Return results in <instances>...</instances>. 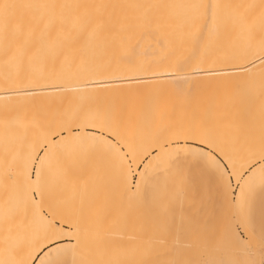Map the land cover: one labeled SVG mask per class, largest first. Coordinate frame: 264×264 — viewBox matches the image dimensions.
Instances as JSON below:
<instances>
[{"label":"snow or ice","instance_id":"1","mask_svg":"<svg viewBox=\"0 0 264 264\" xmlns=\"http://www.w3.org/2000/svg\"><path fill=\"white\" fill-rule=\"evenodd\" d=\"M256 7L0 0V264H264V118L257 128L190 102L158 121L138 105L139 90H88L96 78L156 75L157 51L182 26L171 10L193 9L195 51L177 71L240 62V85L259 78L264 95V0ZM145 38H154L148 49ZM177 186L193 193L179 222ZM105 226H139L146 258H99ZM234 241L244 258H198Z\"/></svg>","mask_w":264,"mask_h":264},{"label":"bare ground","instance_id":"2","mask_svg":"<svg viewBox=\"0 0 264 264\" xmlns=\"http://www.w3.org/2000/svg\"><path fill=\"white\" fill-rule=\"evenodd\" d=\"M8 2H20V0H8ZM97 2L121 3V2H132V0H97ZM166 2L174 3V4H192V3H199L201 2V0H166ZM205 2H215V0H205ZM220 2L226 4L256 5L257 7L254 9V11L257 14L260 11L259 6L261 4V0H220ZM171 11L175 16L179 18V23L182 26L175 28L174 30H171V35L169 37L171 40L170 47L165 50L157 51V55L162 57V60L160 64L155 68L156 75H147L142 77H128L125 74L124 76L118 77L114 80H106L107 82L109 81L108 83L109 86L106 84L107 82L105 83L107 86L104 85L103 82H105V80L101 81V78H96V80L89 83L88 90H95L100 93H105L115 90H120V91L139 90L140 94L146 96L145 99L143 98L144 96H141V98H143L144 101L143 100L140 101L143 103L145 101H147L145 103H148L147 98H149L148 97L149 94H151L150 96H152L153 93L155 94L157 92L161 93V91L165 90V94H162L163 96L165 95L164 97L165 102H163L165 106H163L164 105L163 103H162L163 105H161V102H159L160 105L156 104L157 106H155L154 104L155 107H151V108L149 106H147L148 108H145L144 105L143 108L141 106L142 104L140 105L144 111V114L149 118H151L152 112L154 110L158 121L161 115H166L168 113L173 112L174 110H180L181 108L187 106L190 102L197 103L202 112H207L214 117H220L225 120L234 121L236 123H238L237 119H240V117H238L239 114L243 115L246 109H248L247 108L248 105L249 107L250 106L256 107L257 104L259 106L257 107L260 108L259 110L262 111L261 106H264V95L261 94L259 78L256 79L255 83L252 86L242 87L240 85V81L245 78L246 73L244 71V66L240 62L217 63L214 65L204 64L201 65L195 71L193 70L177 71L175 67V62L177 60L182 61L186 58L191 57L195 51L193 46L192 36L195 33L196 29L192 23V17L194 15L193 9H174ZM153 43H154V38H145L143 41L144 47L146 49H148L150 45H152ZM220 55L223 56L225 54L221 53ZM3 60H4L3 49L2 47H0V64L3 63ZM192 67L195 68V62H193ZM253 71H257V70L253 69ZM5 88L6 85L3 81L2 76H0V105H3L4 103L8 102L6 99ZM188 93H191L192 95ZM75 94H79V93H75ZM178 94L180 95L186 94V96L188 94L189 97L193 96L194 94L195 96L191 97L192 101L189 99L188 96L187 99H189L190 101L184 99L185 95L182 96L181 98L179 97L178 99H174L171 97L172 95L174 97L175 96L178 97ZM158 95L160 96V94ZM154 96L153 98L158 97L156 98V100L159 99V96L156 97ZM141 98H138V100ZM150 98H149V102L151 103L152 101H150L151 100ZM26 99H27L26 97L13 96L11 98V102L13 103L24 102ZM156 100L154 102L158 103L156 102ZM170 100L171 103L172 101H176L178 102V104L175 103L176 105L174 106L173 105L174 103L171 104ZM185 100L189 102H187V104L181 105V103L185 102ZM157 101H161V100H157ZM255 107L252 108V110L255 109ZM252 110L250 109L251 114L252 112L254 114L255 110L253 111ZM235 112L238 113L237 119L235 117L237 113L235 114ZM247 113L250 112H246V115ZM251 114L249 116L247 115L248 123L249 121L252 122L255 121L251 119L250 117ZM246 120L244 122H240V121L239 122L242 124L245 123ZM257 121H255L254 123L256 124ZM176 217L177 215L175 216V218ZM179 220L180 217L178 221ZM131 238L137 240L138 235L137 234L133 235L131 236ZM183 243L184 245L187 244L186 246H188V244L189 245L192 244L191 242L189 243L188 240L186 241V243L184 240ZM223 248L226 250L225 246L221 247V249L224 251ZM218 251L216 252L218 253ZM236 251L239 257L244 255L242 251V245H240L238 242L236 243V248L234 250V253ZM230 252L233 253V251Z\"/></svg>","mask_w":264,"mask_h":264},{"label":"rangeland","instance_id":"3","mask_svg":"<svg viewBox=\"0 0 264 264\" xmlns=\"http://www.w3.org/2000/svg\"><path fill=\"white\" fill-rule=\"evenodd\" d=\"M101 81H104V80H102L101 79ZM107 81L105 80V82H103L104 83V85H108L109 86V81L106 83ZM106 83V84H105ZM106 85V86H107ZM163 92V93H162ZM158 94H160V96L158 95ZM162 94H165V90L164 91H161V93L160 92H157L156 94L155 93H153V95L152 96H150L151 94H149L148 95V97L150 98V97H152V98H150L151 100L150 101H152L151 103L149 102V98H147L148 99V103H145V102H147V101H145L144 103L143 102H141L142 100H143V98L145 99V95H143V94H140V96H139V98H141V96H144L143 98H141V99H139L138 101H139V103H138V105L140 106L141 104V106L143 107V105H144V107L145 108H148L147 106H149L150 108L151 107H155V106H157V105H160L159 104V102H161V105H163L164 103L163 102H165V100H164V97H165V95L163 96ZM188 94H191V93H188ZM187 94V96L189 97V95ZM155 95V96H154ZM175 95H177V94H175ZM180 94H178V97L177 96H171L172 98H174V99H178L179 97L181 98L182 96H184L185 95V98L184 99H187V96H186V94H182V95H180ZM192 95V94H191ZM153 96L154 97H156V96H159V99H157V100H161V101H157L156 100V98H158V97H156V98H153ZM193 96H195L194 94H193ZM193 96H190L189 97V99L191 100L192 98L191 97H193ZM169 97V96H168ZM161 98V99H160ZM153 99V100H152ZM164 101H163V100ZM189 99H187V100H189ZM141 100V101H140ZM156 100V102H158V103H155L154 101ZM189 100V101H190ZM144 101V100H143ZM182 101H184V100H182ZM189 101H186L185 100V102H183V103H181V105L182 104H187V102H189ZM192 101V100H191ZM250 102V101H249ZM163 103V104H162ZM170 103H171V100H170ZM174 103V104H173ZM175 103H177L178 104V102H176V101H172V103L171 104H173L174 106L176 105ZM149 104V105H148ZM150 104H151V106H150ZM153 104V105H152ZM154 104H155V106H154ZM157 104V105H156ZM248 104H251V103H248ZM247 104V105H248ZM253 104V103H252ZM140 106V107H141ZM163 106H165V104L163 105ZM258 105L256 104V107H255V109H253V110H255L254 112V114H253V112H252V114H251V111H250V109L252 110V108H254L253 106L251 107H249V105H248V109H246V111L244 112V116L242 115V114H239V116L238 117H240V119H237V115H238V111L237 112H235V117H236V119H237V121H238V123H240V122H244L246 119V124L248 123L247 121H248V116L251 114V119L252 120H255V121H257L256 122V124L254 123V122H252V121H249V122H252V123H254L255 124V126L257 127V128H259V123L261 122L260 120L262 119V118H264V106H261V108H262V111L261 110H259L260 108H258L257 107ZM143 107V108H144ZM250 108V109H249ZM261 112V115L263 116H261L260 115V112L258 111V110ZM248 110V111H247ZM252 110V111H253ZM258 111V113H257V111ZM246 112H250V113H247V115H246ZM256 114V115H255ZM256 117H255V116ZM243 116V117H242ZM247 116V117H246ZM260 116V117H259ZM258 117V118H257ZM262 117V118H261ZM246 118V119H245ZM261 118V119H260ZM244 119V120H243ZM250 119V118H249ZM240 121V122H239ZM245 123H242V124H245ZM259 124V125H258ZM81 179H83L84 181H90L91 179H92V177L90 176V173L88 172V170H85L84 172H83V174H82V177H81ZM89 187H91V185H89ZM103 198V194L101 193V199ZM192 199H193V193H191L190 191H187V190H185V189H182L180 186H177L173 191H172V193H171V203H172V208H174L173 210H174V212H175V216L177 215V217H176V220H177V222H179L178 221V219H179V217L181 218V215L183 214V213H185V212H187L188 210H189V205L191 204V201H192ZM257 201L259 202V194H257ZM175 203V204H174ZM180 207V208H179ZM182 212H180V211ZM193 214L194 215H196L197 217H198V219L201 221V223L203 222V216H204V212H203V210H201V212H199V213H196L194 210H193ZM178 218V219H177ZM259 227H260V216H259V212H257V216H256V229H257V233H259ZM139 230H140V228H139V226H135V227H132V226H130L128 229H127V231H124V232H121V231H119V230H112V229H109L108 228V226H105L104 227V229H103V231H102V235H103V239H104V241H105V243L104 244H102L101 246H100V248L98 249V252H97V255H98V257L99 258H101V259H106V260H114V261H118V262H133V261H138V260H140V259H144V258H146V256L144 255V249H143V242H142V240H141V231L139 232ZM138 235V238H137V240H135V239H133V238H131V236H133V235ZM182 238L185 240V243H186V241L188 240V242L190 243H193V240H194V237L193 236H190V235H182ZM187 239V240H186ZM132 240V241H131ZM183 240V241H184ZM131 241V242H130ZM236 241H234L232 244H226V245H224L225 246V248H226V250L224 249V251L221 249V247H220V249H219V251H218V253L216 252V253H214L213 254V256L212 257H208V256H201V257H198V258H215V259H218V260H225V261H227V260H232V259H236V258H244L245 257V255L247 254L246 253V251H245V249H244V247H243V245H242V251H243V253H244V255L243 256H240L239 257V255H238V253H237V251L234 253V250H235V248H236ZM187 245V244H186ZM189 245V244H188ZM223 246V247H224ZM231 249V250H230ZM253 250H254V254H255V258L258 260L259 258H260V254H259V244H258V240L257 241H255L254 242V245H253ZM230 251H233V253L232 252H230ZM235 254V255H234ZM236 256V257H235Z\"/></svg>","mask_w":264,"mask_h":264}]
</instances>
